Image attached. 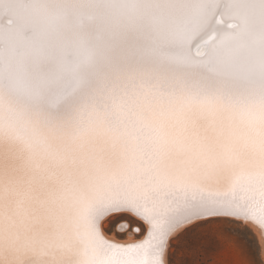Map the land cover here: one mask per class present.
<instances>
[{
    "label": "snow or ice",
    "instance_id": "6c2138e0",
    "mask_svg": "<svg viewBox=\"0 0 264 264\" xmlns=\"http://www.w3.org/2000/svg\"><path fill=\"white\" fill-rule=\"evenodd\" d=\"M213 227L264 254V0H0V264H211Z\"/></svg>",
    "mask_w": 264,
    "mask_h": 264
},
{
    "label": "rangeland",
    "instance_id": "374dc122",
    "mask_svg": "<svg viewBox=\"0 0 264 264\" xmlns=\"http://www.w3.org/2000/svg\"><path fill=\"white\" fill-rule=\"evenodd\" d=\"M211 234L217 241V251L210 256L211 264H264V254L254 240L250 248L240 249L230 242L232 238L220 235L218 228L213 227Z\"/></svg>",
    "mask_w": 264,
    "mask_h": 264
}]
</instances>
